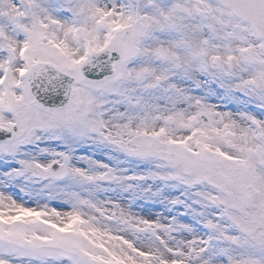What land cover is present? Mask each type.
I'll use <instances>...</instances> for the list:
<instances>
[{
	"label": "snow or ice",
	"instance_id": "snow-or-ice-1",
	"mask_svg": "<svg viewBox=\"0 0 264 264\" xmlns=\"http://www.w3.org/2000/svg\"><path fill=\"white\" fill-rule=\"evenodd\" d=\"M0 264H264V0H0Z\"/></svg>",
	"mask_w": 264,
	"mask_h": 264
}]
</instances>
